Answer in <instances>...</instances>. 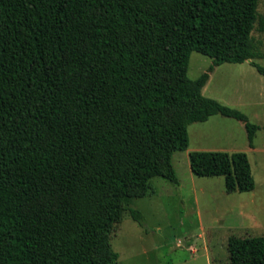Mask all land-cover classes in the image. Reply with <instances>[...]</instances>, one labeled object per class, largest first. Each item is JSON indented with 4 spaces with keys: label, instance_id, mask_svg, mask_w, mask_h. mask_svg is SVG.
<instances>
[{
    "label": "trees",
    "instance_id": "trees-1",
    "mask_svg": "<svg viewBox=\"0 0 264 264\" xmlns=\"http://www.w3.org/2000/svg\"><path fill=\"white\" fill-rule=\"evenodd\" d=\"M260 0H0V264H113L127 197L175 184L189 126L222 114L214 67L264 56ZM259 23V25H258ZM193 51L213 58L190 78ZM229 193L256 187L244 151H190ZM140 225V209L129 208ZM231 264H264V235L229 238Z\"/></svg>",
    "mask_w": 264,
    "mask_h": 264
},
{
    "label": "rangeland",
    "instance_id": "rangeland-1",
    "mask_svg": "<svg viewBox=\"0 0 264 264\" xmlns=\"http://www.w3.org/2000/svg\"><path fill=\"white\" fill-rule=\"evenodd\" d=\"M259 12L264 13V0L259 2ZM253 35L264 53V32L256 27ZM255 61L264 66V56ZM212 63L213 58L193 51L189 77L198 78ZM203 93L240 109L261 125L254 147L245 122L236 118L215 114L192 123L189 148L173 155L180 183L158 176L152 181V193L126 198V215L112 234L113 247L120 254L113 264H231L232 235H264V75L251 60L225 62L210 72ZM193 150L246 152L255 189L229 193L225 176L194 174L189 156ZM130 207L142 211L143 225L133 220Z\"/></svg>",
    "mask_w": 264,
    "mask_h": 264
}]
</instances>
